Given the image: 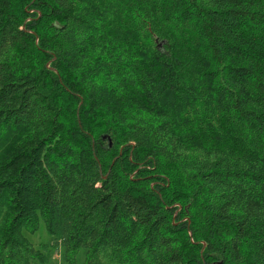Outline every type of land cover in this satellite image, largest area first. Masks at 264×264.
Here are the masks:
<instances>
[{
  "label": "trees",
  "instance_id": "trees-1",
  "mask_svg": "<svg viewBox=\"0 0 264 264\" xmlns=\"http://www.w3.org/2000/svg\"><path fill=\"white\" fill-rule=\"evenodd\" d=\"M80 254L264 264V0H0V264Z\"/></svg>",
  "mask_w": 264,
  "mask_h": 264
},
{
  "label": "rangeland",
  "instance_id": "rangeland-1",
  "mask_svg": "<svg viewBox=\"0 0 264 264\" xmlns=\"http://www.w3.org/2000/svg\"><path fill=\"white\" fill-rule=\"evenodd\" d=\"M47 236L48 235L44 231L43 224L41 223L40 228L37 231V233L35 235L30 236L29 238H30V240L34 241V243H35L37 241H40V240H43V239H47ZM54 260L57 262V264H62L59 256L55 255ZM80 262H81V254L78 256L77 264H81Z\"/></svg>",
  "mask_w": 264,
  "mask_h": 264
}]
</instances>
